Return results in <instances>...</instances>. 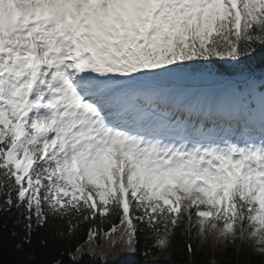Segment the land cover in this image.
<instances>
[{
    "label": "trees",
    "instance_id": "trees-1",
    "mask_svg": "<svg viewBox=\"0 0 264 264\" xmlns=\"http://www.w3.org/2000/svg\"><path fill=\"white\" fill-rule=\"evenodd\" d=\"M245 11L241 37L232 29L231 18L223 17L208 44L221 66L232 62L239 67L253 68L264 63V9L258 19L250 7ZM179 50L180 46L173 49L169 57ZM4 130L0 126V140L5 135ZM52 161L43 162L36 170L39 181L34 188L36 200L29 219L23 206L14 203L9 211L0 213V264H143L145 259L160 252L163 245L170 253L167 264H188L186 224L189 219L184 204L180 208L176 204H158L161 200L157 191L147 184L139 200H134V223L127 227L117 196L104 197L105 191H100L101 211L92 215L87 200L79 195L71 180L61 179ZM252 192L247 190L243 194L246 208L255 206L250 197ZM184 199L188 200L196 223L191 264H210V239L202 229L200 215L209 210L210 205L193 193L184 194ZM217 222L224 227L228 223L220 212L213 219V223ZM112 223L120 228L119 241L113 247L110 246L113 238L107 239L105 235L98 238L97 246L87 241L91 224L97 225L98 230H110ZM254 231L255 226L248 221L243 238L238 236L235 245L216 252L217 264H264V255L258 250L262 242Z\"/></svg>",
    "mask_w": 264,
    "mask_h": 264
},
{
    "label": "rangeland",
    "instance_id": "rangeland-1",
    "mask_svg": "<svg viewBox=\"0 0 264 264\" xmlns=\"http://www.w3.org/2000/svg\"><path fill=\"white\" fill-rule=\"evenodd\" d=\"M63 1L64 0H62L61 2ZM217 2L220 3L218 0ZM262 2L263 0H243V5L250 4L253 6L254 9L258 10ZM211 23L212 22H210L208 26H211ZM202 39L205 40L206 37L204 38L203 36ZM52 48L53 47H51L50 50H52ZM165 70L167 72L172 71L169 68H165ZM52 81L53 80H51V82ZM56 90L57 89H55L52 92V95L55 94ZM49 101H53L52 97L49 98ZM41 107L42 108L45 107L46 109L45 111L40 112L39 114L40 119H42L43 121V124L39 128L37 126L39 131L37 132L35 138H38L39 136H44L46 138L45 142L47 143V145H51L53 147L55 145H60L61 152H68V154L71 155L74 158V160L79 161L83 165L86 178L92 190L96 191L101 186L108 187L111 189L117 188L116 187V177H115L117 174V170H118L117 166L113 168L107 167V169H105L104 171L102 170L104 172V178L98 179L96 176V171L93 169V167L96 166L99 168L104 163L99 154L94 155L92 159L89 160L88 155L85 154L84 148H83L84 134L74 133L72 128H70L69 123L65 125L62 122L65 119V114L61 115L62 118L60 122H56L51 119L52 113L50 111L49 105L42 104ZM43 130H45L47 133L48 132L51 133L49 138L48 136H46V133H43V134L41 133ZM122 144L124 145V142H122ZM124 147H127L128 150L135 152L134 156L137 157V160H138V162L136 160H133L132 168L129 171V176H130L129 180L135 181L136 184L143 182L144 175L150 177L152 181L157 182L159 176L162 173L165 175H169L171 173L169 169L164 168V167L162 168V170H158L153 164V161L148 160L145 157H142L143 154L139 153L138 150L135 151L136 149H133L132 147H128L127 145H124ZM10 159H13V158H10ZM175 171H177V176L180 175L179 173L181 171H184L187 174V176H191L192 174H194L189 179L182 178L180 180H177L179 186L182 189H186L189 186L190 182L192 181V179H194L195 175H205L204 173H206V170L204 168H201L198 165H193L192 163L190 164V166L188 165H186L185 167L178 166V168ZM195 189H196V194L199 196V198L204 199L208 201L209 203H212L211 198L204 187H202L201 185H197ZM204 216L206 217L204 231L211 238L210 247L212 249L218 250L222 246H229V245L236 243V239H235L236 233L233 227L231 226V224L229 225L228 228H221L211 223L210 213H206L204 214ZM252 220L257 222L259 220V216L254 215L252 217ZM256 234L258 236L264 235L260 227L257 229ZM258 250L264 255V245L259 244ZM169 257H170V253L168 249L164 247L159 254L144 261V264H167V259Z\"/></svg>",
    "mask_w": 264,
    "mask_h": 264
},
{
    "label": "bare ground",
    "instance_id": "bare-ground-1",
    "mask_svg": "<svg viewBox=\"0 0 264 264\" xmlns=\"http://www.w3.org/2000/svg\"><path fill=\"white\" fill-rule=\"evenodd\" d=\"M10 1V0H9ZM8 0H0V21L4 22V21H8L6 16L8 13H10L11 15L14 13V11L11 10V5L9 3ZM21 7L24 9V11L26 13H34L36 11V9H38V5H42L43 8L45 7H49V3L53 2V1H58V0H28L29 2L33 3L34 5L32 7H30L25 1L26 0H21ZM81 1V0H80ZM98 1H102V0H98ZM125 3H120L118 8L120 9L121 7H123L125 4L129 5V16L131 18V20H138V18L140 17V14L142 13L138 8H137V2L138 0H124ZM75 5H77L79 3L78 0H74ZM130 20V19H129ZM48 29L44 30V33L41 34L40 36L38 35H33L32 37L35 38V40L42 42V39L45 38L48 41ZM42 36V37H41ZM52 43V42H51ZM50 42H45L42 43V53L46 56V58L50 61L51 60V55L48 53L46 47H51ZM144 148H148L147 146H144ZM144 152H147L146 150H143ZM121 159L123 161V163L126 166V174H128L126 176V179L129 180V171L132 168V162L133 160H137V157L134 156L133 154H127V153H121ZM91 181V180H89Z\"/></svg>",
    "mask_w": 264,
    "mask_h": 264
}]
</instances>
